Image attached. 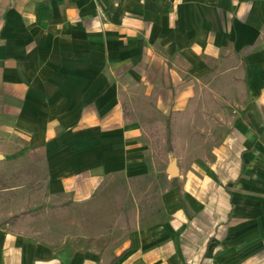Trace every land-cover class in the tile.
<instances>
[{"label":"crops","instance_id":"obj_1","mask_svg":"<svg viewBox=\"0 0 264 264\" xmlns=\"http://www.w3.org/2000/svg\"><path fill=\"white\" fill-rule=\"evenodd\" d=\"M165 130L193 165L111 254L8 219L148 175ZM0 264H264V0H0Z\"/></svg>","mask_w":264,"mask_h":264},{"label":"rangeland","instance_id":"obj_2","mask_svg":"<svg viewBox=\"0 0 264 264\" xmlns=\"http://www.w3.org/2000/svg\"><path fill=\"white\" fill-rule=\"evenodd\" d=\"M149 134L153 145L148 175L127 178L113 174L90 200L81 204L39 195L36 208L8 217L11 224L20 233L58 250L70 246L111 254L135 229L163 221L161 194L171 187V163L178 172L186 171L193 165L189 160L194 156H188L189 148L182 146H177L172 156L166 144L168 130L163 139L161 132ZM215 135L217 138L221 132L216 131ZM196 150L200 148L192 147L193 155L198 154ZM17 219L25 220L24 225L16 228Z\"/></svg>","mask_w":264,"mask_h":264},{"label":"water","instance_id":"obj_3","mask_svg":"<svg viewBox=\"0 0 264 264\" xmlns=\"http://www.w3.org/2000/svg\"><path fill=\"white\" fill-rule=\"evenodd\" d=\"M169 173L172 177L177 176V169L173 163H171V166L169 168Z\"/></svg>","mask_w":264,"mask_h":264},{"label":"trees","instance_id":"obj_4","mask_svg":"<svg viewBox=\"0 0 264 264\" xmlns=\"http://www.w3.org/2000/svg\"><path fill=\"white\" fill-rule=\"evenodd\" d=\"M166 143H167L168 152L172 155V147L169 143V137L167 138Z\"/></svg>","mask_w":264,"mask_h":264}]
</instances>
